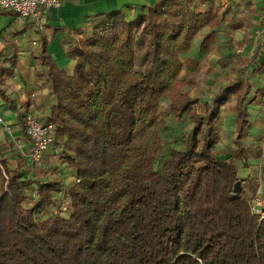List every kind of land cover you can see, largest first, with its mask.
Masks as SVG:
<instances>
[{
	"label": "trees",
	"instance_id": "1",
	"mask_svg": "<svg viewBox=\"0 0 264 264\" xmlns=\"http://www.w3.org/2000/svg\"><path fill=\"white\" fill-rule=\"evenodd\" d=\"M206 2L160 0L129 19L122 9L100 15L91 35L67 48L72 73L41 43L56 100L44 120L53 127L50 147L74 168L75 182L38 181L26 206L31 182L0 154V264H264V191L257 213V191L241 186L247 178L240 181L234 162L248 164L241 139L253 125L249 106L264 100V84L249 78L264 76V54L205 99L203 113L191 112L198 99L184 90L181 55L195 39L199 54L209 52L223 22ZM233 96L237 152L221 156L220 111ZM54 191L68 200L69 216L37 219L58 206Z\"/></svg>",
	"mask_w": 264,
	"mask_h": 264
},
{
	"label": "crops",
	"instance_id": "2",
	"mask_svg": "<svg viewBox=\"0 0 264 264\" xmlns=\"http://www.w3.org/2000/svg\"><path fill=\"white\" fill-rule=\"evenodd\" d=\"M159 1L59 0V8L44 14L42 29L12 10L0 8V154L8 159L9 165L18 167L16 164L19 162L21 167L25 165L31 168L30 160L24 154L28 141L24 133L23 116L31 112L46 121L50 107L56 102L54 95L49 92L45 65L40 61L41 43L45 41L44 51L58 68L72 73L75 59L68 56L67 48L88 35L100 15L122 9L125 16L129 17ZM196 1H201L202 6L207 3L206 0ZM212 2L216 12L223 16V22L217 29L213 50L205 53L206 56L210 55L218 63L226 56L246 61L258 51L264 54V33L257 34L264 23V0ZM255 66L250 65L249 69L252 71ZM234 71L238 73L239 69ZM234 71L230 72L232 77L236 74ZM251 121V135L262 144L260 137L263 136V130L261 132L255 119L251 118ZM18 141L23 144L21 149L17 147ZM49 148L51 158L58 160L56 150L52 146ZM46 158L45 155L43 164ZM71 168L67 167V170ZM248 173L249 170H245V175ZM25 177L29 178L28 175Z\"/></svg>",
	"mask_w": 264,
	"mask_h": 264
},
{
	"label": "rangeland",
	"instance_id": "3",
	"mask_svg": "<svg viewBox=\"0 0 264 264\" xmlns=\"http://www.w3.org/2000/svg\"><path fill=\"white\" fill-rule=\"evenodd\" d=\"M129 17L126 18L129 19ZM91 32L92 30H90L89 34L85 35L83 38L91 35ZM197 42L198 40L195 39L194 44L190 48V50L181 55L183 66L179 75L180 77L185 78V80L187 81L184 90L191 98L198 99L196 104L192 107L191 112H197L201 114L203 113V101L208 97H211L214 92H216L221 86L227 84L228 81L233 80V78L237 74V72L234 70L243 68L246 63L244 60L239 61L235 60V58L230 59L227 56L218 61V63L217 61L214 62L212 59L213 57H211L210 55L209 57L206 56V54L201 55L198 53L196 48ZM133 48L136 53L134 64L135 69H141L143 68V66H141V61L144 50L143 39L139 36L138 33H136ZM210 48L211 49L209 52L213 50V44L210 46ZM231 71H234V73L236 72L233 77L230 75ZM258 78L259 82H257V76L249 78L253 86H257L259 83L264 84V76L258 75ZM236 103L237 97L233 96L228 101V103L221 108L220 111L221 114L219 117L218 125L220 139L218 142V149L215 150V152L221 156L225 154L233 156L234 153L237 152V146L232 142V138L236 130ZM167 105L168 99L164 98V100H162L161 110L164 111ZM249 111L251 112V118L255 119L257 125L261 127V132L263 130V136L260 137L262 144L258 142V139L256 140V138H254V135H251L250 130H247L244 138L241 139V143L247 150L248 164L243 166L242 161L239 159H235L234 162L236 163V168L239 169L240 172H242L241 175H244L241 176L239 171L236 172L237 177L241 179L240 181L246 178L247 175L246 181H242L241 186H243V188L250 194H252L254 191H257V194L254 196V198L257 197L262 200V193L264 191V100L262 102V98H256L254 100V103L249 106ZM185 123H187V127L192 124L191 115L186 116L185 119L182 120V124ZM48 151L45 154L47 156L44 163L45 165H43L42 167L33 168L31 166L30 168L29 166H27V169L25 165L21 167V163L19 164L18 162L16 164L18 165V167L15 166L13 168L16 175H23L24 177L27 175L29 176L27 181L31 183H29L26 187V193L29 196L24 201V204L26 206H31L34 202V198L37 194L36 191L34 192V186H37L36 182L38 183V181H47L49 179L53 181L55 180L57 182H60L62 186L70 185L75 182V176L73 174L74 168L72 167L70 170H67V166L62 164V160H55L54 157L51 158L52 155L50 154V150ZM54 162H56L55 164L57 165H54ZM245 170H249V173L246 175ZM52 195L55 196L56 204H58V206H55L54 208H52V206L44 207L37 216V219L47 217L50 214V211L61 212L63 215L69 216V212L65 210L68 201L64 199L65 195L62 192L60 193L55 191L54 193H52ZM57 208L60 210L58 211ZM257 213H260V211Z\"/></svg>",
	"mask_w": 264,
	"mask_h": 264
},
{
	"label": "built area",
	"instance_id": "4",
	"mask_svg": "<svg viewBox=\"0 0 264 264\" xmlns=\"http://www.w3.org/2000/svg\"><path fill=\"white\" fill-rule=\"evenodd\" d=\"M59 0H0V8H7L15 12L21 18L36 25L39 29L44 25V14L59 8ZM264 33V23L257 34ZM24 133L28 145L24 147V154L29 158L33 168L42 167L46 152L52 143L53 127L41 120L31 112L24 114ZM1 122V118H0ZM17 147L22 148V142H17ZM262 200L252 199V208L259 212Z\"/></svg>",
	"mask_w": 264,
	"mask_h": 264
}]
</instances>
